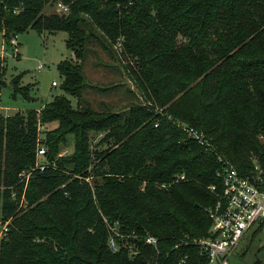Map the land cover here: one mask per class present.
<instances>
[{"label":"trees","instance_id":"16d2710c","mask_svg":"<svg viewBox=\"0 0 264 264\" xmlns=\"http://www.w3.org/2000/svg\"><path fill=\"white\" fill-rule=\"evenodd\" d=\"M58 2L68 10H44ZM28 28L66 31L73 56L57 68L76 102L58 93L39 108L0 110V216L10 218L0 264H209L195 239L210 234L217 169L223 160L244 175L254 160L264 165V0H0L5 42ZM92 40L129 57L123 67L141 101L98 109L83 95ZM5 70L0 55V86ZM18 76L12 94L30 98ZM91 131L101 134L95 146ZM39 141L44 168L33 169L18 206L11 187L35 165Z\"/></svg>","mask_w":264,"mask_h":264},{"label":"rangeland","instance_id":"374dc122","mask_svg":"<svg viewBox=\"0 0 264 264\" xmlns=\"http://www.w3.org/2000/svg\"><path fill=\"white\" fill-rule=\"evenodd\" d=\"M46 12L59 11L57 5H46ZM67 33L64 30L39 33L33 28L16 35L15 45L7 44L0 30V53L5 61V83L0 86V110L7 114L17 109L38 108L44 101L50 100L55 94L65 93L72 101L76 97L64 92L60 87L61 75L57 62L73 56V51L65 44ZM114 49L115 45L112 42ZM89 51L85 52L83 71L85 85L83 95L98 109L104 108L102 102L119 109L141 101L137 87L131 76L123 67L129 57L117 59L107 49L95 41L89 42ZM116 53L118 54L117 50ZM120 57V56H119ZM41 64L42 67L38 68ZM19 75V76H18ZM18 76L21 85L29 83L30 98H25L19 92L12 94L13 77ZM52 80L55 83H52ZM133 90V93L128 91ZM114 104H113V103ZM92 144L99 139V132L91 131ZM73 135H68V144L64 149H71ZM261 225L251 239V232ZM251 239V240H250ZM256 257L264 261V222L253 225L241 239L236 249L228 255L229 264H253Z\"/></svg>","mask_w":264,"mask_h":264},{"label":"built area","instance_id":"2783aa9c","mask_svg":"<svg viewBox=\"0 0 264 264\" xmlns=\"http://www.w3.org/2000/svg\"><path fill=\"white\" fill-rule=\"evenodd\" d=\"M60 11H67L68 6L61 2L57 3ZM10 43L15 45L16 35L10 38ZM115 48L121 55L122 44L121 37H118L114 42ZM2 56V54L0 53ZM42 65L39 64L38 68ZM52 83H55L53 80ZM187 133L195 138L199 143H210L203 138L202 132L197 129L187 126L184 123H179ZM44 124H40L39 128H43ZM47 145L44 141H39L36 147V162L35 165L29 168H24L18 173V182L21 183L20 188L11 187V196L19 197L18 206L25 205L26 199L24 192L29 180V177L34 168H44V163L41 157L45 154ZM69 149L62 150L63 153H68ZM220 158V157H219ZM221 159V158H220ZM216 174L221 180V189L218 191L217 202L209 207V216L211 218L210 234L198 239H195L205 251L209 264H229L228 255H230L238 246L241 239L246 235L249 229L258 223L264 222V165L258 160H254L253 171L250 174H241L236 167L228 160H223L221 166L217 169ZM180 177H183L181 175ZM209 188L216 189L215 184L209 185ZM10 218L2 219L0 216V236L8 229ZM113 231L109 236V246L112 250H117L119 245L116 241V234L119 232L111 227ZM144 241L156 246L157 238L154 235L147 234ZM129 253L133 255L136 249L131 245L128 246Z\"/></svg>","mask_w":264,"mask_h":264},{"label":"crops","instance_id":"0c3cea01","mask_svg":"<svg viewBox=\"0 0 264 264\" xmlns=\"http://www.w3.org/2000/svg\"><path fill=\"white\" fill-rule=\"evenodd\" d=\"M1 33H2V31H1ZM52 81H53V80H52ZM44 102H45V101H44ZM112 103H113V102H112ZM113 104H114V103H113ZM41 105H42V104H41ZM41 105H40V106H41ZM40 106H39V107H40ZM39 107H38V108H39Z\"/></svg>","mask_w":264,"mask_h":264}]
</instances>
